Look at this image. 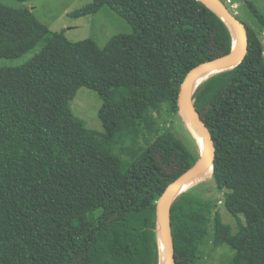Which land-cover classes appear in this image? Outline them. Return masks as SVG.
Segmentation results:
<instances>
[{"label":"trees","instance_id":"trees-1","mask_svg":"<svg viewBox=\"0 0 264 264\" xmlns=\"http://www.w3.org/2000/svg\"><path fill=\"white\" fill-rule=\"evenodd\" d=\"M245 1L258 24H246V57L193 97L216 144L211 176L237 231L206 177L192 183L171 206L176 264H198L212 221L214 247L230 245L234 264H264V14ZM104 6L133 33L100 48L0 2V57L42 42L29 62L0 69V264H160L159 200L199 156L153 111L168 103L181 113L189 71L229 53L233 36L200 0H93L71 15ZM82 86L111 110L119 126L111 134L74 116Z\"/></svg>","mask_w":264,"mask_h":264},{"label":"rangeland","instance_id":"rangeland-1","mask_svg":"<svg viewBox=\"0 0 264 264\" xmlns=\"http://www.w3.org/2000/svg\"><path fill=\"white\" fill-rule=\"evenodd\" d=\"M221 1L245 24L258 30L257 18L245 0ZM251 1L264 14V0ZM0 2L11 7L29 8L37 19L50 30L64 32L67 39L72 42L93 40L100 48H103L113 36L133 33L132 26L109 6H104L96 13L87 16L74 17L71 15L72 12L88 5L93 0H0ZM260 36L264 46V33H261ZM41 48L42 42L19 57H0V69L17 67L29 62L41 51ZM70 104L74 116L82 120L88 128L111 134L119 127L114 116L111 115V110L94 89L86 86L80 87ZM153 115L157 117V122L163 129L168 128L171 131L174 140L184 143L200 157V147L196 143L197 138L183 114L173 112L169 104L165 103L158 111L154 110ZM213 171L214 169L211 167L206 173L211 193L219 196V209L223 221L232 225L233 231L236 232L235 218L221 204L225 195L217 189L211 176ZM83 224L89 225V220L84 218ZM213 234L214 221L210 223L208 236L202 244L201 258L198 264H234L235 250L227 244L218 248L214 247Z\"/></svg>","mask_w":264,"mask_h":264},{"label":"water","instance_id":"water-1","mask_svg":"<svg viewBox=\"0 0 264 264\" xmlns=\"http://www.w3.org/2000/svg\"><path fill=\"white\" fill-rule=\"evenodd\" d=\"M200 1L204 2L207 6L213 9L226 22L232 32L233 47L229 53L195 66L189 71L181 85L179 93L180 111L187 119V122L190 120L198 127L204 137L205 145L203 147L198 137L194 134L200 144V157L192 167L187 169L182 175L168 185L159 200L158 219L161 240L160 264H176L171 225V206L174 200L192 184L191 183L185 187L193 178L201 174L207 167H213L216 157V144L214 137L195 106L193 98L194 93L198 86L212 74L240 64L246 57L250 44V36L246 24L239 19L237 15L233 13L221 0ZM232 25H234L237 29V38L234 35ZM204 72H212V74L201 82L196 83L198 76ZM182 187L185 188L178 192V190ZM163 253L164 259L162 257Z\"/></svg>","mask_w":264,"mask_h":264},{"label":"bare ground","instance_id":"bare-ground-1","mask_svg":"<svg viewBox=\"0 0 264 264\" xmlns=\"http://www.w3.org/2000/svg\"><path fill=\"white\" fill-rule=\"evenodd\" d=\"M232 29H233V32H234V35L235 37L237 38V29L234 25H232ZM212 74V72H204L202 74H200L198 76V79H197V82L196 83H199L201 82L202 80H204L205 78H207L208 76H210ZM189 124H190V127L192 129V131L194 132V134L198 137L199 141L201 142V145L204 147L205 145V140H204V137L202 135V133L200 132V130L198 129V127L192 123L190 120H189ZM211 169V166L207 167L201 174H199L198 176H196L195 178H193L185 187H187L188 185H190L191 183H195L196 181L202 179V178H207V175L206 173ZM185 187H182L178 190L181 191L183 190ZM162 257L164 259V253L162 254Z\"/></svg>","mask_w":264,"mask_h":264},{"label":"built area","instance_id":"built-area-1","mask_svg":"<svg viewBox=\"0 0 264 264\" xmlns=\"http://www.w3.org/2000/svg\"><path fill=\"white\" fill-rule=\"evenodd\" d=\"M230 1V0H229Z\"/></svg>","mask_w":264,"mask_h":264}]
</instances>
